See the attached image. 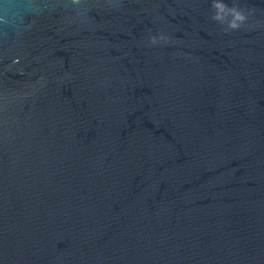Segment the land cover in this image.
<instances>
[{"label": "water", "instance_id": "95a60500", "mask_svg": "<svg viewBox=\"0 0 264 264\" xmlns=\"http://www.w3.org/2000/svg\"><path fill=\"white\" fill-rule=\"evenodd\" d=\"M0 0V264H264V0Z\"/></svg>", "mask_w": 264, "mask_h": 264}, {"label": "clouds", "instance_id": "9594fccd", "mask_svg": "<svg viewBox=\"0 0 264 264\" xmlns=\"http://www.w3.org/2000/svg\"><path fill=\"white\" fill-rule=\"evenodd\" d=\"M217 11L213 16L214 20L223 21L225 19V13L231 14L232 19L229 21L230 28H238L240 22H243L244 16L237 11L234 7L229 8L225 3L218 2V0H214L212 5Z\"/></svg>", "mask_w": 264, "mask_h": 264}]
</instances>
